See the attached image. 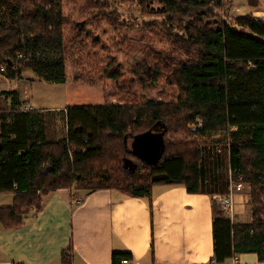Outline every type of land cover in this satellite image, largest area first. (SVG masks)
<instances>
[{"label": "trees", "instance_id": "16d2710c", "mask_svg": "<svg viewBox=\"0 0 264 264\" xmlns=\"http://www.w3.org/2000/svg\"><path fill=\"white\" fill-rule=\"evenodd\" d=\"M146 1L153 0L140 4ZM225 1L159 0L170 25L183 17L178 28L172 27L183 47L194 52L187 60H172V80L180 91L176 102L68 107L65 138L50 139L42 114L23 112L16 92L2 94L0 194L11 193L14 201L0 207V229L22 227L27 211L40 212L44 194L59 189H69L79 204L99 190L151 201L154 187L184 186L189 194L212 198L214 257L209 264H230L245 254L264 263V207L258 197L264 192V19L222 22V11L228 9L229 15L232 8ZM64 36L62 0H0V75L15 80L31 71L45 82L66 84ZM145 57L148 68L162 65L148 53ZM104 72L113 80L120 75L112 63ZM149 135L163 144L147 161L132 146ZM217 136L223 140H214ZM221 142L228 144L231 171L252 184L250 224L232 221L214 200L230 194L228 182L218 189L207 186L206 152ZM74 258L71 242L61 261L73 264ZM132 261L129 252L112 255V264Z\"/></svg>", "mask_w": 264, "mask_h": 264}, {"label": "crops", "instance_id": "0c3cea01", "mask_svg": "<svg viewBox=\"0 0 264 264\" xmlns=\"http://www.w3.org/2000/svg\"><path fill=\"white\" fill-rule=\"evenodd\" d=\"M231 1L232 10L236 8L242 14L237 0ZM241 16L264 19V10ZM25 72L15 80L0 75V82L10 88L0 89V98L4 92H16L23 112L39 113L24 99L28 96L25 81H35ZM46 110L54 113V109ZM50 118H43L49 138H65L66 128L61 124L59 130ZM236 195L238 215L232 221L243 223V196ZM13 201V194H0V207L10 206ZM42 201L40 212L27 211L22 227L0 229V264H63L61 254L71 242L75 250L73 264H112L116 252L132 253L134 261L126 264H209L213 260L212 198L189 194L184 186L154 187L151 201L99 190L77 204L78 199L69 189L44 194ZM236 260L241 264H264L255 254L240 255Z\"/></svg>", "mask_w": 264, "mask_h": 264}, {"label": "rangeland", "instance_id": "374dc122", "mask_svg": "<svg viewBox=\"0 0 264 264\" xmlns=\"http://www.w3.org/2000/svg\"><path fill=\"white\" fill-rule=\"evenodd\" d=\"M140 2L141 0H62L67 83H48L31 71L24 73L35 80L25 81L28 96L24 95V99L29 101L33 109L39 110L44 119L53 115L50 119L59 130L61 124L65 127L61 109L68 107L123 104L130 101H177L180 91L172 80V60H187L189 54L194 53L183 47L181 36L172 27L178 28L177 23L183 17H177L174 25H170L172 19L161 13L164 6L159 0L143 4ZM225 2H231L232 8L230 16L228 9L222 11V22L256 9L264 10V0H237L242 14L236 8L232 10L234 3L231 0ZM147 53L162 65L153 66L149 61L151 68L139 66L145 61ZM110 63L120 70L117 80L109 78L104 72ZM1 80L3 79L0 78ZM0 89L10 88L0 82ZM0 108L2 109L1 105ZM46 109H54V113H48ZM64 135L66 136V130ZM214 140L223 138L217 136ZM206 156L207 186L218 189L223 186V182H228L231 192L232 188L241 184L240 193L243 197L240 204L243 205L244 212L239 218L243 224H250L254 207L253 187L245 175L231 171L228 144L221 142L214 145L206 152ZM221 196L223 195L215 196L214 200L218 203ZM258 197L262 199L264 207V192L259 191Z\"/></svg>", "mask_w": 264, "mask_h": 264}, {"label": "water", "instance_id": "95a60500", "mask_svg": "<svg viewBox=\"0 0 264 264\" xmlns=\"http://www.w3.org/2000/svg\"><path fill=\"white\" fill-rule=\"evenodd\" d=\"M163 136V135H162ZM163 144V141L159 138L157 135L154 136H148L143 138L135 139L133 143V151L135 154H140L143 156L145 160H153V158L156 156V153L160 151L161 145ZM125 145L126 149L128 150V139H125ZM125 164V168H126ZM49 170H46L44 173H48ZM135 171L131 172L134 173Z\"/></svg>", "mask_w": 264, "mask_h": 264}, {"label": "built area", "instance_id": "2783aa9c", "mask_svg": "<svg viewBox=\"0 0 264 264\" xmlns=\"http://www.w3.org/2000/svg\"><path fill=\"white\" fill-rule=\"evenodd\" d=\"M24 55H20L19 58H23ZM1 71L5 72V68L1 67ZM235 189V191H234ZM236 192V193H235ZM242 192V185L238 184L235 188H232L230 194L228 196H221L218 198V205L225 210L226 215L233 220L236 215H238V209H237V201H236V194H239L241 196ZM126 264V263H125ZM230 264H241L236 259L232 260Z\"/></svg>", "mask_w": 264, "mask_h": 264}, {"label": "flooded vegetation", "instance_id": "af4514ba", "mask_svg": "<svg viewBox=\"0 0 264 264\" xmlns=\"http://www.w3.org/2000/svg\"><path fill=\"white\" fill-rule=\"evenodd\" d=\"M139 66H141V67H145V68H148V66H147V64L145 63V61L143 62V63H141V64H139Z\"/></svg>", "mask_w": 264, "mask_h": 264}]
</instances>
